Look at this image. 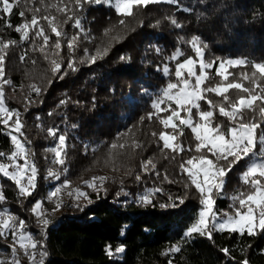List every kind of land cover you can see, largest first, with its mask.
Masks as SVG:
<instances>
[{
    "label": "trees",
    "instance_id": "obj_1",
    "mask_svg": "<svg viewBox=\"0 0 264 264\" xmlns=\"http://www.w3.org/2000/svg\"><path fill=\"white\" fill-rule=\"evenodd\" d=\"M34 2L36 6L44 7L40 0ZM44 3H56V0H44ZM184 8L191 11L185 12ZM22 9L23 5L15 7L8 18L13 28H7L5 21L0 20V37L17 41L15 46L9 47L5 58L4 79L12 82L11 86H4L6 104L21 113L22 141L30 150L29 158L38 168V194L41 186L47 188L58 181H68L69 189L61 193L62 219L43 228L39 222L29 221L34 215L31 209L39 198L18 196L15 184L0 176L6 198L0 203V211L17 214L19 220L25 221V231L44 243L48 253L45 264H169V260L172 264H241L245 259L249 264H264V233L240 237L236 233L213 232L212 240L198 234L184 239V233L201 205L199 194L187 176L181 174L179 163L195 153H180L173 159L175 153L161 150L162 142L158 136L164 131L163 126L155 115L148 119V114L154 111L152 100L169 82H175L174 74H163L165 64L172 73L175 71L177 62L170 61L169 57L177 48L184 53L181 61L194 57L191 48L181 43L180 37L199 36L208 45L206 59L244 58L253 63L264 62V0H178L176 5L150 4L133 17L126 18L125 25L119 24L122 17L113 6L87 4L78 14L84 32L79 33V46L75 52L78 70L75 72L67 70L70 59L67 40H62L58 57L53 54L57 50L45 49L48 60L39 50L41 40L20 42V34L14 27L24 19H31L30 12H26L24 18L19 16ZM198 13L202 15L198 16ZM170 18L177 19L182 27L175 28ZM42 23L46 25V22ZM72 24L69 21L63 25V31L69 37L79 32ZM55 39L51 35L50 45ZM107 45H111L110 51L95 64L79 62L85 58V49L95 54L96 48ZM21 56H24L23 61ZM121 56L127 59L121 61ZM51 59L62 61L61 72L67 70L64 79L53 76ZM247 70H252L250 65ZM230 71L239 72V68ZM32 85L43 90L41 96H36ZM234 91L230 90L229 94ZM29 100L36 102L28 103ZM201 106L203 110L208 108L203 102ZM215 122L222 124L227 132L229 122L218 112ZM49 129L57 130L56 138L49 135ZM128 129L132 131L117 141L118 133ZM6 132L0 124V151L10 154L13 145ZM154 132L156 136L152 135ZM60 134L67 136V156L64 167L57 165L60 179L56 180L42 172L45 150L56 145ZM133 141L141 147L133 148ZM179 141L194 149L195 141L189 129H184ZM113 142L124 143L125 148L111 149ZM147 159L156 165L155 175L152 173L151 176V189L159 187L163 193L155 194L152 205L141 206L135 201L145 193L148 184L145 186L143 181L136 180V176H142L141 165ZM4 161H7L6 157H0V162ZM246 163L242 160L226 177L223 193L215 206L221 213H231V196L248 191L241 181ZM110 168L127 176L122 179L107 177L103 185L106 191H100L98 197L87 188L85 181L106 177L102 172ZM165 175L176 182L167 183ZM185 183L189 184L187 189ZM77 188L88 192L93 201L83 211L68 195V191ZM124 192L129 195L125 196ZM169 195L176 206L161 208V204L173 203L169 201ZM177 197H184V204H179ZM78 203L84 206L87 201L81 199ZM11 242L10 236L7 239L0 237V250L9 249ZM175 244L180 245L179 252L163 254ZM109 245L113 251L122 245L125 252L110 258L105 252ZM223 248L230 250L231 259L221 251ZM23 257L19 259L20 264H28L24 253Z\"/></svg>",
    "mask_w": 264,
    "mask_h": 264
},
{
    "label": "snow or ice",
    "instance_id": "obj_2",
    "mask_svg": "<svg viewBox=\"0 0 264 264\" xmlns=\"http://www.w3.org/2000/svg\"><path fill=\"white\" fill-rule=\"evenodd\" d=\"M40 3L44 5L43 8L36 6L34 0H0V20L5 21L7 28H13L8 18H10L15 7L23 5L19 16L24 18L26 12H30L31 19H24L23 23L14 27V31L20 34V42L41 40L39 50L44 54L45 60H48L49 56L45 49L57 50L53 54L58 57V50L62 49V40H67L70 57L67 70L77 71L75 52L79 46V33L84 32L78 14L87 4L112 6V0H56V3L51 4H45L44 0H40ZM158 3L176 5L178 0H115V12L122 17L119 24L125 25L126 18L133 17L150 4ZM182 10L191 11L188 8ZM199 15L202 14L198 13ZM59 17H63V19ZM69 21L73 22V28L79 30L77 34L71 37L63 31V25ZM42 22H46V25ZM170 23L177 29L182 27L175 18H170ZM50 34L56 37L51 45ZM180 41L191 48L194 57L189 56L181 61L180 57L184 53L180 48H177L169 57L170 61L177 62L175 71L172 73L168 64H165L163 74L165 76L174 74L175 82H169L163 92L152 100L151 108L154 111L148 114V119H152L155 115L163 126L164 131H161L158 136L159 141L162 142L161 150H169L171 153H175L173 159H176L180 153L190 151L195 153L187 160L179 163L181 174L186 175L190 184L194 186L199 194L198 198L201 205L197 218L184 233V239H191L194 234H198L212 240L213 232H227L230 235L236 233L240 237L245 235L255 237L264 233V128H262L264 125V62L253 63L244 58L214 57L206 59L205 52L208 45L199 36H192L190 39L180 37ZM16 44L17 41L15 40H6L0 37V124L7 129L5 134L10 137L13 145L10 154L0 151V157H6L8 161L0 162V176L15 184L18 189V196L27 198L32 195L36 188L38 168L34 162L29 160L30 150L25 147V142L20 139L24 136L21 113L19 110L7 106L4 91L5 85H12L10 80L4 79L5 58L9 47ZM110 47L111 45L98 47L95 54L89 53L88 49H85V58L79 62L89 65L95 64L98 59H103L108 54ZM126 59L124 56L120 57L121 61ZM21 60H24V56H21ZM249 65L251 71L247 70ZM61 67V60H50V70L53 76H58L62 80L67 74V70L62 73ZM235 68H239V72L230 71V69ZM158 70H160L159 67ZM215 78L219 79L212 83ZM48 83L50 84L51 80ZM30 87L37 97L42 95L43 90L40 87L35 85ZM230 90L235 91L230 95ZM213 96L219 99L214 100ZM35 102L28 101V103ZM202 102L207 104V110L202 109ZM61 103L63 104L65 101H61ZM25 110H27V104ZM217 112L219 116L226 118L229 122L227 132L223 130L222 124L215 122ZM161 113H168V115H161ZM185 128L192 133V138L195 141L194 149L191 146L185 147L179 141V136L184 134ZM131 131L128 129L127 132L118 133L117 141L120 140V137L127 136L128 132ZM49 135L56 138L57 130L49 129ZM152 135L156 136L157 134L154 132ZM66 139V134H60L56 145L48 150L54 154L52 163L61 167H64L67 156L65 151ZM257 145H259L258 151ZM132 147L137 148L141 145L133 141ZM110 148L124 149L125 144L113 142ZM20 159L24 160L23 164L18 163ZM242 160H246L247 163L246 170L242 172L241 181L247 186L248 191H240L231 196V213H221L215 207L217 198L223 193L226 177L232 172L234 166ZM149 166L155 170V164L151 159L142 163V169L145 172L149 170ZM156 175L159 176L160 173L156 172ZM48 176L56 180L60 179V174L56 171L49 170ZM136 179L140 180V176L137 175ZM106 180L107 177L104 176L93 177L92 180L85 181V184L99 197L100 191H106L103 187ZM164 180L170 184L176 182L169 179L167 175L164 176ZM97 181L99 184L96 183ZM184 186L187 189L189 184L185 183ZM67 188L68 181H64L62 185L49 192V202L55 203L51 214L59 211L62 207L59 202L60 193L62 189ZM156 193H163V189L157 187L148 190L139 196L135 202L141 206L152 205ZM123 194L129 195L127 192ZM68 195L73 197L76 201L75 206L80 211L93 203L89 193L79 188L68 191ZM54 197L56 201H53ZM5 199L3 191L0 190V203H3ZM81 199L87 201V204L81 206L78 203ZM168 199L173 201L171 195ZM176 199L181 205L185 202L184 197H177ZM123 203H127V201ZM170 206H176L175 202L173 201L170 205H160L161 208ZM31 211L40 225L46 228L50 223L46 218L49 213L43 208L42 202H35ZM25 228L26 224L23 219L17 223V217L8 214L6 210L0 211V237L7 239L8 235L11 234L12 238L11 244L8 245L11 249L10 259H0V264H20L17 245L28 257L29 264H45L48 253L44 243L34 239L33 234L26 232ZM180 250V245L175 244L163 254H175ZM221 251L225 256L232 258L228 248H223ZM105 252L108 257L116 258L118 254L125 252V248L121 245L113 251L109 245ZM37 257L39 258L37 259ZM169 264H172L171 260H169ZM241 264H249V262L245 259Z\"/></svg>",
    "mask_w": 264,
    "mask_h": 264
},
{
    "label": "rangeland",
    "instance_id": "obj_3",
    "mask_svg": "<svg viewBox=\"0 0 264 264\" xmlns=\"http://www.w3.org/2000/svg\"><path fill=\"white\" fill-rule=\"evenodd\" d=\"M114 4H115V0H112V6L114 7ZM20 139L22 140V137H20ZM97 146V145H96ZM54 147V146H53ZM50 148H52V147H50ZM50 148H46V150H45V165H44V169H43V175L44 176H46V177H49L48 176V172H49V170H52V171H57V165L56 164H53L52 163V160H53V158H54V154L53 153H51L50 151H48ZM258 149H259V145H257V151H258ZM29 158V157H28ZM29 160L31 161V159L29 158ZM147 160H149V159H147ZM4 162H8V161H4ZM32 162V161H31ZM18 163H20V164H23L24 163V160L23 159H20L19 161H18ZM143 163V162H142ZM114 169H116V168H110L109 170H106V171H103L102 173L106 176V177H109V178H117V179H122V178H125L127 175L125 174V173H123L122 171H120V170H114ZM141 171H142V176L141 175H139L140 176V180H138V181H143L144 183H145V186H146V184H148V186H147V188H146V190H145V192L146 191H148V190H151V184H152V181H151V176H152V173L154 172V171H156V165H155V170H152L151 169V166H149V170L147 171V172H145L143 169H142V165H141ZM153 175H155L154 173H153ZM137 180V179H136ZM63 183L61 182V181H58V182H56L55 184H53L52 186H48L47 188L46 187H42L41 186V188H40V193L38 194V190L35 188V190L33 191V193H32V195H35L37 198H39V201L40 202H42V206H43V208L46 210V212L47 213H49L48 215H49V221H50V223H54L53 222V219L56 217V219L58 218V219H62V212H61V208H60V210L59 211H56L54 214H51V210L55 207V203L54 202H49V200H48V194H49V192H51L52 190H54L55 189V187H57V186H60V185H62ZM38 185H37V180H36V187H37ZM40 187V186H39ZM69 187V186H68ZM69 188H67V189H62V191H61V193L62 192H65V191H67ZM152 189H154V188H152ZM0 190H2L3 191V194H4V196H5V193H4V190H3V188L2 189H0ZM35 193V194H34ZM61 193H60V198H59V202L60 203H62V196H61ZM37 194V195H36ZM25 198V197H24ZM53 201H56V198L54 197L53 198ZM8 214H11V215H14L15 217H17V223H18V221H19V218H18V216H17V214H14V213H8ZM198 215V214H197ZM197 215L195 216V219L197 218ZM195 219H194V221H195ZM30 222L31 221H33V223H38V221H37V218H36V216L35 215H33V216H31L30 217V220H29ZM193 221V222H194ZM8 236H10L11 237V234H9ZM12 239V238H11ZM10 253H11V249L9 248V249H4V250H0V259H10ZM17 253H18V258L19 259H22V258H24L23 257V250L22 249H19V247H18V245H17ZM28 264H29V262H28Z\"/></svg>",
    "mask_w": 264,
    "mask_h": 264
},
{
    "label": "built area",
    "instance_id": "obj_4",
    "mask_svg": "<svg viewBox=\"0 0 264 264\" xmlns=\"http://www.w3.org/2000/svg\"><path fill=\"white\" fill-rule=\"evenodd\" d=\"M46 218L49 220V215L46 216ZM56 220H60V219H56V217L53 219V222L56 221Z\"/></svg>",
    "mask_w": 264,
    "mask_h": 264
}]
</instances>
